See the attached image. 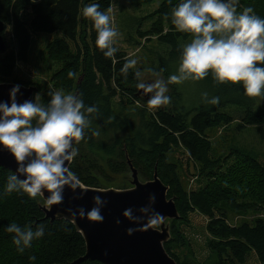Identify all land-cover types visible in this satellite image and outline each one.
I'll use <instances>...</instances> for the list:
<instances>
[{
    "label": "trees",
    "instance_id": "1",
    "mask_svg": "<svg viewBox=\"0 0 264 264\" xmlns=\"http://www.w3.org/2000/svg\"><path fill=\"white\" fill-rule=\"evenodd\" d=\"M128 1L153 3L156 0ZM239 1L243 8L252 7L254 13L264 19V0ZM181 2L183 0H161L152 15L156 21L157 42L165 49L163 52L149 50L155 58L144 66L129 68L125 78L121 68L132 58L115 44L117 51L113 57H105L95 44L93 22L82 15L83 7L94 3L108 14L112 0H0V19L11 26L15 41L14 45H9L4 33L8 47L0 53V83L36 85L38 92H42L40 103L47 109L51 99L49 92L53 89H43L37 82L16 78L15 69L17 62H28L34 35L61 31L64 36L49 41L44 49L49 60L60 64L51 77L53 87L66 94L82 93L78 98L83 99L85 107L97 106L96 112L85 113L91 123L84 130L85 138L74 145L79 154L69 169L86 186L98 187L97 178L87 175L84 167L121 171L129 167L128 154L140 176L149 180L157 166L158 176L170 187L168 197L174 198L180 213L179 219L170 220L171 238L164 243L177 264H196L188 259L183 261L175 249L189 246L182 225L190 221V214L195 210L210 219L208 231L212 238L207 245L218 256L216 264H247L252 251L260 264H264V220L257 219L253 224L228 222L230 212L264 208V161L239 152L236 162L220 172L207 133L208 129L228 126L235 121L233 115L220 107L230 102L251 101L253 97L245 94L242 84H219L211 73L195 81L202 93L209 94L207 98L201 97L199 105L186 103L179 84H168L166 95L171 97V102L158 109L149 108L147 101L138 95L137 84L145 75L167 83L168 77L177 71L173 67L180 62L183 49L180 41L192 36L178 31L171 23L172 9ZM28 11L30 19L25 20ZM139 33L145 37L143 32ZM137 45L140 43L133 42V46ZM69 71L75 73L74 78L68 77ZM137 72L140 73L138 78ZM213 96L220 98L216 105L208 103ZM239 119V127L264 126V106L256 111L248 105ZM32 123L36 126L37 120ZM96 131L98 136L93 135ZM261 134L264 138V129ZM180 146L189 152L194 163L200 165L201 174L208 178L204 186L191 192L184 187L176 166L168 162L169 153ZM12 174L15 173L0 166V264H72L84 256L85 240L72 222L47 219L39 195L31 198L23 191H6L8 177ZM11 223L22 229L31 225L33 231L38 224H44L45 233L21 253L13 243L14 233L6 231ZM30 256L36 259L30 260ZM77 264L104 263L87 260Z\"/></svg>",
    "mask_w": 264,
    "mask_h": 264
},
{
    "label": "clouds",
    "instance_id": "2",
    "mask_svg": "<svg viewBox=\"0 0 264 264\" xmlns=\"http://www.w3.org/2000/svg\"><path fill=\"white\" fill-rule=\"evenodd\" d=\"M238 4L239 0H183L172 9L171 23L178 31L190 33L193 38L183 46L177 73L170 75L167 83L158 79L148 85L143 82L137 84L143 93L154 92L147 100L149 108L158 109L171 102V97L166 95L168 84L199 81L210 73L219 84H242L249 97L264 96V67L259 66L264 65V19L256 15L252 7H244L237 12ZM82 15L93 22L97 48L105 57H113L117 51L113 44L118 31L110 15L101 11L98 3L85 5ZM136 64L135 59L126 60L121 68L125 78L127 70ZM136 76L138 78L140 73L137 72ZM68 77L74 78L75 73L69 71ZM19 88L15 85L10 90V106L0 103V145L12 154L18 165L16 171L25 179H18L16 174L10 175L6 191H23L31 198L46 191L50 193L46 198L47 206L61 204L65 185L87 190L65 161L70 163L79 154L78 149L72 146L73 142L79 143L85 138L84 130L91 123L85 113L96 112L97 106L85 107L83 99L78 98L82 97V93L65 94L63 90L49 92L51 99L47 109L30 101L18 104L16 93ZM208 95L207 92L202 93L203 98ZM219 100L218 96H213L208 103L216 105ZM34 119L37 120L36 126L32 123ZM93 135L98 136L99 132ZM33 154L35 158L25 163ZM93 200L99 204L101 197L94 196ZM104 202L107 203L106 200ZM72 215L76 217L75 213ZM79 216L85 217L83 209ZM124 216L130 218V210H125ZM86 218L93 222L104 219L95 207L87 212ZM163 222L164 216L156 213L142 229H158ZM6 231L14 233L13 243L22 253L25 248L31 247L33 240L43 237L45 225L38 224L33 231L31 225L22 229L18 224L11 223ZM133 231L127 229L129 235ZM29 259L35 260L36 257L30 256Z\"/></svg>",
    "mask_w": 264,
    "mask_h": 264
},
{
    "label": "rangeland",
    "instance_id": "3",
    "mask_svg": "<svg viewBox=\"0 0 264 264\" xmlns=\"http://www.w3.org/2000/svg\"><path fill=\"white\" fill-rule=\"evenodd\" d=\"M112 10L108 13L112 18L113 25L118 31V36L114 40L116 47L125 50L128 56L137 61V66L148 64L151 59L155 58V54H151L149 50H158L163 52L164 47L157 42V34L154 32L156 21L152 15L159 6L161 0L153 3L129 2L128 0H112ZM243 7L239 1L237 12H241ZM30 11L24 15L25 20L30 19ZM139 32H143L142 37ZM11 26L7 24L5 36L9 45H14L15 41L12 37ZM61 31L52 33H38L34 35L30 49V57L28 62H17L15 69V77L22 80L34 81L41 85L43 89L52 88L53 91H59L54 88L51 77L52 74L60 68V64L52 62L44 54L47 43L55 38L63 37ZM192 36L187 40H181L183 47L190 43ZM127 42H131L129 45ZM133 42H139L140 45L133 46ZM180 63V62H179ZM179 63L174 64L178 70ZM177 71L175 72V74ZM153 78L145 75L143 82L151 81ZM155 82V80H153ZM36 86V85H35ZM184 92L186 103L190 106L202 103V92L193 80L180 83ZM66 94V93H65ZM42 92L37 91L34 103H40ZM201 102V103H200ZM250 105L254 110L259 111L264 106V96L253 97L251 101L230 102L226 106L220 107L222 111L228 112L236 119L228 126L208 129L207 133L212 140V156L218 162V170L226 171L233 165L239 157V152L251 154L259 161H264V138L261 130L264 126H248L239 127L240 116L243 114L247 106ZM189 152L183 147L174 148L168 155V162L176 166L184 187L189 192L204 186L208 178L201 174L200 165L194 163ZM155 170V169H154ZM87 175L90 174L97 178L99 186L97 188H115L127 189L133 186L132 173L129 167H123L121 171H110L100 169L99 167H90L83 170ZM106 171V172H105ZM158 171V170H157ZM143 171L141 172V175ZM93 177V178H94ZM139 177L142 181H146L144 175ZM85 185V184H84ZM95 187V186H91ZM40 199L43 204L46 201L41 195ZM257 219L264 220V208L261 210H248L243 213L230 212L228 222L230 224L249 222L253 224ZM171 219H166L164 224L170 226ZM209 217L195 210L190 214V221L182 225V230L187 237L189 246H177L175 249L181 254L182 260H190L196 264H216L218 256L208 248V240L212 235L208 231ZM161 229V225L159 227ZM171 238V235H170ZM169 238V239H170ZM247 264H260L259 259L254 251L250 253Z\"/></svg>",
    "mask_w": 264,
    "mask_h": 264
},
{
    "label": "water",
    "instance_id": "4",
    "mask_svg": "<svg viewBox=\"0 0 264 264\" xmlns=\"http://www.w3.org/2000/svg\"><path fill=\"white\" fill-rule=\"evenodd\" d=\"M6 27V23L0 19V53H4L8 47L4 37ZM153 80L145 82V85L154 83ZM15 85L20 86L16 93L18 104L25 101H35L37 86L2 82L0 83V103H7L10 106V90ZM138 95L147 101L154 95V92L143 93V90L140 89ZM74 145L75 142L72 146L74 147ZM34 158L33 154L32 157L26 159L25 163ZM126 158L132 173V187L103 189L86 186L80 181L83 188L87 189L86 191L79 186L72 189L65 185L62 191L63 201L61 204L51 207L47 204L41 206L46 218L51 222L57 219L68 220L83 235L86 253L72 264L87 260L99 261L104 264H177L164 247V243L169 240L171 235L170 226L163 222L161 229H142V226L147 224L148 219L156 213L163 215L164 221L180 218L174 198L168 197L170 187L158 176L157 166L152 179L142 181L138 169L128 154H126ZM71 162L65 161V164L69 167ZM0 166L14 172L20 180L25 179L24 175L16 171L17 162L3 145H0ZM97 190H104L105 192ZM48 195L50 193L45 191L41 196L46 201ZM97 195L101 197L99 204L93 200V197ZM105 200L107 203L104 202ZM94 207L100 210L104 218L102 222H93L86 218L87 212ZM81 209L85 213L84 218L79 216ZM125 210H130V218L124 216ZM73 213L76 214V217H73ZM129 228L134 230L130 235L127 232Z\"/></svg>",
    "mask_w": 264,
    "mask_h": 264
}]
</instances>
